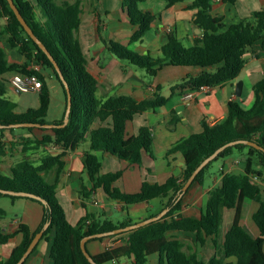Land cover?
<instances>
[{
  "label": "trees",
  "instance_id": "16d2710c",
  "mask_svg": "<svg viewBox=\"0 0 264 264\" xmlns=\"http://www.w3.org/2000/svg\"><path fill=\"white\" fill-rule=\"evenodd\" d=\"M19 11L45 44L61 68L72 94L70 121L64 128H0V154L6 150L2 140L6 131L15 135L17 131L33 133L32 137L22 136L23 150L27 153L35 147L58 145L62 152L44 156L40 164L25 158L15 165L10 174L0 171V188L24 191L46 200L42 201L22 196L0 193V198L12 201L25 198L43 206V219L37 230L21 222L15 233L6 234L0 229V244L9 243L14 237H22L18 244L0 264H16L34 236L51 220L49 228L41 240L50 242V256L53 264H92L81 248V240L97 233L112 231L137 223L130 216L120 222L89 212L87 201L96 191L102 189L111 200L123 203L126 209L153 200L167 199L169 212L162 220L125 233L95 238L91 241L123 239L119 246H113L93 255L98 264H111L122 258L133 260V264H149V257L158 254L159 264H264V189L254 177L264 172V152L253 146L239 143L227 147L196 176L194 183L204 186L213 165L239 153L243 158L244 174H225L219 186L209 192L206 206L200 218L185 217L181 213L182 199L176 197L198 165L220 147L237 140L254 141L264 147V77L253 86L254 102L248 109L238 102L229 103L225 119L211 125L202 122L203 130L181 138L167 155L179 152L184 159V172L178 178L170 176L165 182L143 181L140 191L128 193L115 186L122 178L124 170L103 172L101 154L108 153L129 166L143 165L145 154L155 158L154 135L150 126L143 125L136 134H130V125L137 115L164 106L170 97L156 94L141 101L131 95H112L105 99L98 96L99 80L90 70L88 58L83 51L77 32L81 25L82 2L75 0H14ZM150 0H122L129 22L135 27L130 43L142 42L145 35L157 28L160 14L152 9L142 8ZM192 2L197 9L194 20L202 30V36L192 46L185 45L176 34H169L168 40L160 48L158 56L151 52L140 54L126 45L108 40V50L121 61L144 69L156 75L168 65L210 68L198 75L189 74L175 84L171 96L176 93L196 92L234 81L246 64V54L256 43L262 42L264 48V10L257 11L248 18L227 24L223 16L212 13L214 0H165L167 7L183 2ZM231 5L236 0H224ZM1 21L3 23H1ZM18 52L21 60H13L4 45ZM41 67L45 72H41ZM10 75L21 74L37 76L42 83L39 92L40 105L18 113L16 105L5 98L8 92ZM52 76L59 83L65 100L63 117L53 123L63 122L67 108V92L54 64L24 29L7 0H0V125L17 123H50L47 119L51 106V93L46 77ZM40 129L43 136L37 137L34 130ZM88 142L83 165L89 184H82L79 191L81 206L86 214L72 224L61 202L57 182L63 172L66 150H76ZM57 171L54 183L46 175ZM251 199L259 204L253 220L260 230L258 237L249 234L241 224L243 203ZM234 209V221L222 241L223 256H213L204 260L196 250L186 249L181 240L171 239L172 231L195 234L197 245H204L208 238L215 246H220L224 209ZM5 212L0 208V217ZM157 214L152 215L151 217ZM150 218V217H149ZM140 222V221H138ZM40 240V241H41ZM39 244V243H38ZM37 244V246H38ZM35 247V249L37 248ZM35 249L33 251H35ZM30 256V255H29ZM28 259V258H27ZM234 259V260H231ZM27 261V260H26ZM24 262V264L26 263Z\"/></svg>",
  "mask_w": 264,
  "mask_h": 264
},
{
  "label": "crops",
  "instance_id": "0c3cea01",
  "mask_svg": "<svg viewBox=\"0 0 264 264\" xmlns=\"http://www.w3.org/2000/svg\"><path fill=\"white\" fill-rule=\"evenodd\" d=\"M68 1L74 2L75 0ZM81 2V25L77 36L88 58L89 68L99 80L98 96L105 99L112 95L125 94L133 96L138 101L151 98L159 93L170 97L166 105L155 111L137 115L129 129L132 135L136 134L143 125L151 127L154 135L153 152L154 155L160 152L162 163L159 165L157 157L152 158L149 154H145L143 158V165L144 160H146L147 166L145 168L143 165L141 167L129 166L114 156L104 153L101 154L103 172L124 170L122 178L115 183V186L128 193L140 191L145 180L162 183L170 176L180 178L184 172L183 156L179 152L167 155L168 151L181 138L200 133L203 130V120L213 125L225 119L230 102H238L246 109L252 106L255 99L253 86L264 77L262 42L256 43L252 51L246 54L245 67L234 81L213 88H205L201 91H186L171 96V90L175 84L181 82L189 74L198 75L210 68L168 65L154 75L155 80L152 83H148L137 69L125 68V65L117 61L114 56L111 57L109 66L106 63L102 64L101 56L109 51L105 43L108 40L131 46L136 52L143 55L151 52L153 56H157L160 52L159 50L167 42L169 34H176L185 45L192 46L195 40L202 36V30L194 22L197 9L193 8L192 2H183L171 7H167L165 0L145 2L142 8L152 9L155 13L160 14V17L157 28L149 31L142 42L136 43H130L135 27L129 22L128 14L122 7V0H81ZM262 10H264V0H236L234 5L226 3L224 0H214L212 13L223 16L225 22L230 25L240 18L251 17L254 12ZM8 54L13 60L22 59V56L16 51L12 50L11 54L9 52ZM94 62L96 66L93 65L92 67L91 64ZM37 68L41 72H45L41 67L37 66ZM12 76L9 75L8 78L11 79ZM47 78L54 79L48 75ZM9 88H13L12 85H9ZM59 92L57 91V95L61 97V115L65 109V100L63 91L60 92V95ZM188 94L193 96L188 98L186 97ZM60 115L53 122L59 120ZM48 121L53 123L51 120ZM34 133L37 137L44 134L40 129L34 130ZM33 135V133L21 131H17L15 135L11 134L10 131L4 133L2 140L6 143V150L3 155L0 154V171L3 174H10L12 168L25 158H30L35 160L36 164H40L44 156L56 155L63 151L60 146L55 145L53 147L54 144H51L47 147H35L25 153L23 150L25 142L21 140V137H32ZM88 149L89 143L85 142L76 150H66V165L57 182L61 202L72 224H77L87 212L81 206L82 200L79 191L83 183L89 184L83 165V158ZM243 160L244 158L239 153H235L223 161L215 163L208 174L205 185L201 186L199 183H194L183 195L181 198L182 208L179 213L185 217L200 218L206 206L209 192L220 185L223 175L245 173ZM46 177L49 182L54 183L57 171L49 172ZM255 181L264 189V172L261 176H257ZM2 200L0 198V205L3 204L0 208L5 212V215L0 217V229L4 233H15L18 224L21 222L29 224L33 231L37 230L44 214L43 206L40 203L25 198L16 201L9 198L10 201L3 203ZM154 201L140 203L126 209L123 203L109 199L105 192L99 188L86 203L89 212L98 216L104 215L114 222H120L128 215L132 220L138 222L162 212L166 208L165 205L168 200L160 199L158 212L148 214V209L154 205ZM17 206H20V212L10 219L8 211L10 212V209ZM258 207L259 204L256 201L244 200L241 224L253 237L260 235V230L253 220V214ZM114 213H119L121 216L115 220L112 218ZM234 215V209H224L219 247L215 246L210 238L204 245H197L193 233L172 231L169 236L171 239L183 241L186 249L196 250L204 260H209L218 254L223 256L222 241L234 221ZM21 239L22 237L17 235L9 243L0 244V259L7 258L11 251L20 244ZM122 243L123 239L120 238L91 241L88 243V249L93 255H96L107 248L119 246ZM50 246V242L46 239L41 240L25 264H53ZM153 258V264L160 263L158 254ZM129 260L133 262L132 259ZM111 264L127 263H122L119 260Z\"/></svg>",
  "mask_w": 264,
  "mask_h": 264
},
{
  "label": "water",
  "instance_id": "95a60500",
  "mask_svg": "<svg viewBox=\"0 0 264 264\" xmlns=\"http://www.w3.org/2000/svg\"><path fill=\"white\" fill-rule=\"evenodd\" d=\"M7 1L9 2L12 10L16 14L18 20L23 25L24 29L32 37V39L38 44V46L48 55L49 59L54 64V68L58 72V75H59L60 79L62 80V82H63V84H64V86L66 88V92H67V108H66L64 120L60 124H56V123H47V124H39V123H17V124H11V125H8V126L0 125V128H4V127H8V128H19V127L64 128L65 126H67V124L70 121V114H71V109H72V94H71V90H70L69 84H68L67 80L65 79V76L63 75L60 66L58 65V63L56 62V60L54 59V57L52 56V54L49 52V50L47 49V47L45 46V44L34 33V31L31 28V26L28 24V22L26 21V19L23 17V15L21 14V12L19 11L17 5L15 4V1L14 0H7ZM239 143H243V144H247V145L253 146L256 149L261 150V151L264 152V147H262L261 145H259L258 143L254 142V141L237 140V141H233V142H230V143L225 144L224 146H222L218 150H216L212 155H210L209 157L205 158L198 165V167L194 170V172L192 173V175L189 177V179L186 181V183L182 187L181 191L178 193L175 201L178 202L183 197V195L187 192V190L189 189V187L192 185V183L195 180L196 176L200 173V171L204 167H206L211 161H213L227 147L234 146V145L239 144ZM0 193L6 194V195H13V196L31 197V198H35V199H38V200L42 201V203L44 205H48V203H47L46 200H44L41 197L36 196L34 194L28 193V192H24V191H13V190H6V189H1L0 188ZM170 209H171L170 207H166L159 214H157V215H155L153 217L147 218V219H145L143 221H140V222H137V223L128 225L126 227L118 228V229H115V230H112V231H108V232H103V233H97V234H93V235H88V236L84 237L81 240V248H82L85 256L88 258V260L92 264H98L94 260L93 256L89 253V251L87 249V242L89 240L95 239V238H102V237H107V236H111V235H116V234H120V233L129 232V231H132V230H136V229H138L140 227L146 226L148 224H151V223L160 221L169 212ZM50 224H51V220L48 221V222H46L44 224L43 228L34 236L33 240L29 244L27 250L24 252V254L22 255V257L20 258V260L16 264H24V262L27 260V258L29 257V255L33 252V250L35 249V247L37 246V244L40 242L41 238L44 235V232L49 228Z\"/></svg>",
  "mask_w": 264,
  "mask_h": 264
},
{
  "label": "rangeland",
  "instance_id": "374dc122",
  "mask_svg": "<svg viewBox=\"0 0 264 264\" xmlns=\"http://www.w3.org/2000/svg\"><path fill=\"white\" fill-rule=\"evenodd\" d=\"M1 23H3V22L1 21ZM4 45L5 44H3L2 46L4 47ZM5 47H6L7 52H9L11 54L12 49H10L9 47H7L6 45H5ZM127 47L129 49H131V50H134L131 46H127ZM13 51H15V50H13ZM92 52H93V50H92ZM158 54H157V56H158ZM112 56H114V55L111 54L109 51H106L101 56L102 57L101 58V63L102 64L103 63H106L109 66V63L111 61V57ZM114 57H115V59L117 61H119L122 64H124L125 65V68H127V69H130V68L137 69V71L139 73L143 74L144 80L147 81L148 83H152L155 80L154 76H152L151 74H148V72L146 70L141 69V68H138V67H135V66L131 65L128 62H124L123 63L116 56H114ZM91 65H92V67H93V65L96 66V63L94 62ZM10 74L11 73H8L6 75V77H9ZM46 81H47V84H48V87H49V90H50V93H51V106H50V109H49V113H48L47 119L48 120H51L53 122V120L54 119H57L59 117L60 113H61V106H60V103H61L60 98L61 97L57 95V91H60L62 93V90L60 89L59 83L57 82L56 79H50V78H47L46 77ZM60 92H59V95H60ZM5 98L8 99V100H10L12 103H14L16 105L15 111L18 112V113L25 112L29 108H38L39 105H40V98H39V93L38 92L19 93L18 91H16L13 88H8V92L5 95ZM62 117H63V113L60 115V118L59 119H61ZM137 121H136V123H137ZM52 146L54 147L55 144L52 145ZM154 156H155V158L157 157L159 159V165H160L162 163V157L160 155V152L157 153V154L155 153ZM145 166H147L146 165V160H144L143 168H145ZM146 172H147V170H146ZM1 199H3L2 200V203L5 202V201H10V200H8L9 198H1ZM159 201L160 200H155L153 202V204H154L153 206L150 204L151 206L148 209V214H152L153 212H158V210H159ZM0 206H3V204H1ZM20 210H21L20 209V206H17L16 208L10 209V212L8 211V216L10 217V219L11 218H14L16 216L15 214H17L18 212H20ZM120 216L121 215L119 213H114L112 215V218L116 220ZM155 255L156 254H153V255H151L149 257V264H153V261H154V258L153 257H155ZM121 262L122 263H127V264H133V262L130 261L128 258H122L121 259Z\"/></svg>",
  "mask_w": 264,
  "mask_h": 264
},
{
  "label": "built area",
  "instance_id": "2783aa9c",
  "mask_svg": "<svg viewBox=\"0 0 264 264\" xmlns=\"http://www.w3.org/2000/svg\"><path fill=\"white\" fill-rule=\"evenodd\" d=\"M10 83L12 87L19 93L28 92H40L42 89V83L37 76H26L21 74H15L11 77ZM192 94H188L186 97H192ZM257 177H254L256 179Z\"/></svg>",
  "mask_w": 264,
  "mask_h": 264
}]
</instances>
